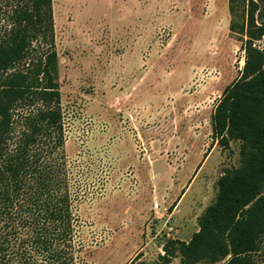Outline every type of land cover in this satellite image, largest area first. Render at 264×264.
Segmentation results:
<instances>
[{"label": "rangeland", "instance_id": "obj_1", "mask_svg": "<svg viewBox=\"0 0 264 264\" xmlns=\"http://www.w3.org/2000/svg\"><path fill=\"white\" fill-rule=\"evenodd\" d=\"M249 1L52 0L73 264H153L198 228L218 177L240 164L239 141L221 145L211 116L245 62Z\"/></svg>", "mask_w": 264, "mask_h": 264}, {"label": "trees", "instance_id": "obj_2", "mask_svg": "<svg viewBox=\"0 0 264 264\" xmlns=\"http://www.w3.org/2000/svg\"><path fill=\"white\" fill-rule=\"evenodd\" d=\"M249 5L245 62L211 116L221 145L239 141L240 164L218 177L198 229L187 241L168 238L153 264L175 257L182 264H264L257 259L264 237V50L253 46L264 21L255 23L258 8L253 0ZM0 14V264H73L76 217L52 0H3ZM22 109L25 126L15 131L14 113Z\"/></svg>", "mask_w": 264, "mask_h": 264}, {"label": "crops", "instance_id": "obj_3", "mask_svg": "<svg viewBox=\"0 0 264 264\" xmlns=\"http://www.w3.org/2000/svg\"><path fill=\"white\" fill-rule=\"evenodd\" d=\"M198 228H195V230L194 231H196ZM191 237V235L189 236V237H187L185 240L187 241L189 238ZM170 238H176L175 236H171ZM174 260H179V257H175L173 260H172V262L174 261ZM180 261V260H179ZM199 264H201V263H199ZM214 264H223V262L222 261H219V262H216V263H214Z\"/></svg>", "mask_w": 264, "mask_h": 264}, {"label": "built area", "instance_id": "obj_4", "mask_svg": "<svg viewBox=\"0 0 264 264\" xmlns=\"http://www.w3.org/2000/svg\"><path fill=\"white\" fill-rule=\"evenodd\" d=\"M167 230H168V233H171L173 231L171 226H168Z\"/></svg>", "mask_w": 264, "mask_h": 264}]
</instances>
